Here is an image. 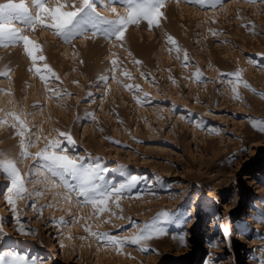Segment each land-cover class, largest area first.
<instances>
[{
	"label": "rangeland",
	"instance_id": "374dc122",
	"mask_svg": "<svg viewBox=\"0 0 264 264\" xmlns=\"http://www.w3.org/2000/svg\"><path fill=\"white\" fill-rule=\"evenodd\" d=\"M26 2L35 12L31 0ZM114 6L126 14L123 6ZM98 11L114 16L99 5ZM162 11L166 18L159 27L149 29L143 20L130 24L123 41L98 36L65 43L45 26L27 30L46 57L37 61L39 74L29 70L32 61L22 44L0 47V73L8 72L0 75V117L10 111L21 115L30 130L25 142L34 141L28 149L32 155L22 160L20 138L11 127L15 121L7 117L0 125V156L17 161L22 174L30 173L28 192L41 193L16 199L24 228L36 233L21 235L6 200L10 181L0 172L5 233L0 255L11 251L37 264H264V132L253 127V121L264 122L259 95L264 93V0H224L215 9L168 0ZM14 26L24 28L20 21ZM236 72L255 91L230 75ZM41 74L48 79L42 81ZM48 89L71 95L57 97ZM57 130L70 134L75 144ZM54 138L66 154L106 168L107 181L118 185L129 176L138 178L119 208L110 200L97 216L91 205L76 203L82 198L63 199L66 190L51 186L44 162L35 155ZM33 203L43 206L41 213ZM162 210L174 219L160 225L167 234L149 241L154 251L147 253L131 244L118 252L85 231L131 237Z\"/></svg>",
	"mask_w": 264,
	"mask_h": 264
},
{
	"label": "snow or ice",
	"instance_id": "6c2138e0",
	"mask_svg": "<svg viewBox=\"0 0 264 264\" xmlns=\"http://www.w3.org/2000/svg\"><path fill=\"white\" fill-rule=\"evenodd\" d=\"M185 2L201 5L208 3L215 9L218 5L223 6L224 0H185ZM247 2L255 3L256 0H247ZM167 3L168 0H31L32 7L35 9V12H33L26 0H19L18 3L15 0H7V2L0 3V47L22 44L24 52L32 61V69L29 70L32 71L34 69L39 74L42 70L36 66L37 61H44L46 57L43 55L42 46L31 40L26 34L27 30H35L37 25L45 26L52 29L54 34L59 36L65 43H71L76 38L93 39L98 36H102L109 41L113 39L115 41H123L125 39V32L130 24H138L143 20L147 22L149 29L153 26L159 27L160 21L166 18L162 9L165 8ZM115 4L123 6L126 9V14L120 15L114 6ZM98 5L105 12L110 11L114 16L103 15L102 12L98 11ZM16 21H20L24 25V28L15 27L14 22ZM211 34L215 36L217 33L212 31ZM167 40L174 46L177 44L172 36H168ZM184 59L187 61V54H185ZM136 63L139 64L140 61H136ZM112 64L114 66L113 71H115L116 61L113 60ZM43 68L47 70L50 76L55 77L57 80L60 79L47 63L43 65ZM0 75L6 76L8 72L0 73ZM201 75L199 70H197L195 78L200 79ZM230 75L235 77L238 82L243 83L244 87L255 91L251 89V86L246 81L240 80L239 72ZM40 79L44 81L48 77L41 74ZM105 79V77H101V80ZM74 83L78 82L74 81ZM228 83L231 84L232 80H229ZM125 86L131 87L130 85ZM136 87L139 88L138 85ZM48 91L57 97L71 95L67 92L62 94L59 90L48 89ZM231 91L235 99L239 100L241 98L235 86L232 87ZM259 95H261V98H264V93H260ZM3 111V109H0V112ZM7 117H11L15 121L11 127L16 129V135L20 138V158L22 160L29 158L32 153L28 149L34 146V141L29 137L27 143L25 142V134L30 132L26 121L15 111H10L4 112L3 117H0V125L8 123ZM195 126L202 128L203 124L197 122ZM257 126H259L261 132H264V122L253 121V127ZM57 133L68 144H75L70 134L60 132L59 130H57ZM35 139L39 140L40 137L36 136ZM116 143L119 142L117 141ZM66 153L67 148L63 146L61 140L54 138L48 140L44 148L35 153V155L44 162L43 167L52 178L51 186L53 188L62 186L66 190L62 194L64 200L71 202L73 196L82 198V200L78 199L76 203L83 206L91 205L96 210L97 216L108 210L110 200L119 208V201L122 195L125 192H131L138 183L137 177L129 176L127 180L120 182L118 185L114 184L106 180L104 173L108 170L103 168L99 163L95 165L87 164L84 157H72ZM17 163L15 160L0 156V172L10 181L6 200L11 206L12 211L16 214L15 220L19 225L17 231L21 235L31 234L35 236L36 233L33 230L24 228L17 210L16 199L24 198V194L26 193L29 198L33 195L39 196L41 193L28 192L25 183L26 176L30 175V173L22 174ZM67 177H70L71 181ZM57 179L60 182L59 185L56 183ZM113 198L115 199L113 200ZM137 198H140L139 194ZM47 206L51 207L52 205ZM42 207H37L36 203L32 204V208L37 213L42 212ZM188 216V213L184 214V223H187ZM173 219V213L162 210L152 221L139 227L136 234L131 237L121 238L111 236L106 232H93L90 227H86L85 231L89 232L96 239L105 241L107 245L115 247L118 252L123 249L125 244H131L138 246L142 252L147 253L152 250L148 247L149 241L162 238L167 234L166 229L160 225L171 223ZM60 223L65 224L66 222L61 219ZM2 224L3 218H0V238L5 235ZM224 233L228 236L230 229L225 228ZM178 239L181 244H184L185 239L183 236H179ZM0 264H37V260L9 251L6 255H0Z\"/></svg>",
	"mask_w": 264,
	"mask_h": 264
},
{
	"label": "bare ground",
	"instance_id": "6f19581e",
	"mask_svg": "<svg viewBox=\"0 0 264 264\" xmlns=\"http://www.w3.org/2000/svg\"><path fill=\"white\" fill-rule=\"evenodd\" d=\"M248 175V174H247ZM246 177H248V176H246ZM212 229H213V226H211V233H212ZM2 255V254H1Z\"/></svg>",
	"mask_w": 264,
	"mask_h": 264
}]
</instances>
